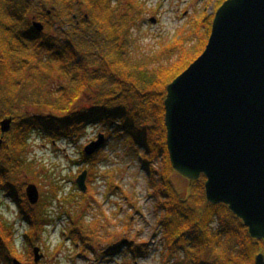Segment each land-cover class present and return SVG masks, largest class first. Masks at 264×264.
<instances>
[{
	"label": "trees",
	"instance_id": "trees-1",
	"mask_svg": "<svg viewBox=\"0 0 264 264\" xmlns=\"http://www.w3.org/2000/svg\"><path fill=\"white\" fill-rule=\"evenodd\" d=\"M225 1L218 0L213 15L195 19L150 66V61L133 58L131 19L129 14L119 16L113 0H0L1 257L20 259L1 212L6 199L28 223L24 239L29 245L54 223L47 211L50 204L42 200L30 205L27 184L21 181L29 140L38 134L53 143L77 145L87 128L101 127L106 143L116 137L142 151L169 256L182 252L184 264H255L264 253V241L252 239L227 205L207 201L204 176L190 185L188 196L180 193L167 144V88L204 52L215 14ZM50 7L55 8L51 15ZM37 22L43 31L35 28ZM85 96L88 108L80 107ZM8 118L13 119L11 130L3 134L1 123ZM104 151L92 156L84 151L82 160L93 169ZM157 162L161 171L152 169ZM80 226L68 237L86 242L85 226ZM118 246L104 257L116 255ZM137 252L136 258L143 256Z\"/></svg>",
	"mask_w": 264,
	"mask_h": 264
},
{
	"label": "rangeland",
	"instance_id": "rangeland-1",
	"mask_svg": "<svg viewBox=\"0 0 264 264\" xmlns=\"http://www.w3.org/2000/svg\"><path fill=\"white\" fill-rule=\"evenodd\" d=\"M133 1L134 6L129 0H113V7L117 8L119 16L129 14L131 19L133 58L140 62L150 61V66L154 64L153 57L164 46L179 39L203 13L213 15L214 6H218V0ZM54 9L50 7L48 14L51 15ZM82 104L80 107L90 106L89 96H85ZM101 133L105 134L106 129L89 127L77 145L65 141L53 143L49 137L38 134L29 140L26 170L21 181L27 184L26 189L30 184L38 187L40 202L50 204L47 211L54 223L37 237L33 246L29 245L24 235L30 232V227L18 207L6 199L1 212L12 230L14 249L20 259L9 260L0 256V264H15L14 261L20 264L186 262L182 252L173 257L167 254L166 241L158 228L161 214L156 210L158 200L153 197L150 169L139 156L142 151L137 153L135 147H129L125 140L113 137L102 149L105 151L99 158L102 157L103 161L101 159L93 167L94 173L92 167L83 162L82 153L87 146L98 141ZM152 169L161 171V166L157 162ZM85 171L88 173L87 191L83 193L77 179ZM173 180L176 189L188 196L189 181L176 173ZM81 224L87 232L86 242H75L68 236ZM116 245H119L117 254L104 257ZM35 248H40L44 255L39 263L35 262ZM136 250L143 251V256L136 258Z\"/></svg>",
	"mask_w": 264,
	"mask_h": 264
},
{
	"label": "water",
	"instance_id": "water-1",
	"mask_svg": "<svg viewBox=\"0 0 264 264\" xmlns=\"http://www.w3.org/2000/svg\"><path fill=\"white\" fill-rule=\"evenodd\" d=\"M12 123H1L3 134ZM165 124L174 171L191 184L204 176L207 201L227 205L252 239L264 241V0L219 8L204 52L167 88ZM105 144L99 135L86 155ZM87 175L77 179L83 193ZM26 194L31 205L40 202L35 184ZM34 254L36 263L44 258L40 248ZM255 264H264V253Z\"/></svg>",
	"mask_w": 264,
	"mask_h": 264
},
{
	"label": "flooded vegetation",
	"instance_id": "flooded-vegetation-1",
	"mask_svg": "<svg viewBox=\"0 0 264 264\" xmlns=\"http://www.w3.org/2000/svg\"><path fill=\"white\" fill-rule=\"evenodd\" d=\"M216 7H217V5L214 6L215 12H216ZM49 13H51V12H49ZM76 18H77V17H76Z\"/></svg>",
	"mask_w": 264,
	"mask_h": 264
}]
</instances>
